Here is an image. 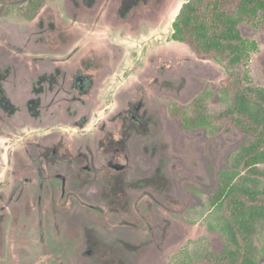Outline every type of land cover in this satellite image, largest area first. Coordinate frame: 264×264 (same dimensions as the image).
<instances>
[{"label":"rangeland","instance_id":"374dc122","mask_svg":"<svg viewBox=\"0 0 264 264\" xmlns=\"http://www.w3.org/2000/svg\"><path fill=\"white\" fill-rule=\"evenodd\" d=\"M28 1L0 0V264L221 252L206 202L250 136L231 121L184 132L170 115L227 81L172 40L188 0H46L32 16ZM240 29L264 88V14Z\"/></svg>","mask_w":264,"mask_h":264},{"label":"trees","instance_id":"16d2710c","mask_svg":"<svg viewBox=\"0 0 264 264\" xmlns=\"http://www.w3.org/2000/svg\"><path fill=\"white\" fill-rule=\"evenodd\" d=\"M45 3L29 0L30 16ZM259 14H264V0H188L172 25V40L190 44L201 59L216 61L226 71L227 81L216 93L208 90L189 106L173 104L170 115L184 132L215 135L231 121L250 136L219 172L216 189L206 202L205 213L223 240V250L202 248L182 264L264 261V88L252 83L253 48L240 29Z\"/></svg>","mask_w":264,"mask_h":264},{"label":"water","instance_id":"95a60500","mask_svg":"<svg viewBox=\"0 0 264 264\" xmlns=\"http://www.w3.org/2000/svg\"><path fill=\"white\" fill-rule=\"evenodd\" d=\"M115 167V169H121V166H119V165H116V166H114Z\"/></svg>","mask_w":264,"mask_h":264}]
</instances>
